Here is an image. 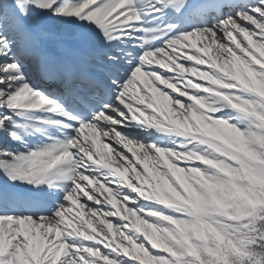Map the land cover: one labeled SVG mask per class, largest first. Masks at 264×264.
Returning a JSON list of instances; mask_svg holds the SVG:
<instances>
[{
	"label": "snow or ice",
	"instance_id": "6c2138e0",
	"mask_svg": "<svg viewBox=\"0 0 264 264\" xmlns=\"http://www.w3.org/2000/svg\"><path fill=\"white\" fill-rule=\"evenodd\" d=\"M0 264H264V0H0Z\"/></svg>",
	"mask_w": 264,
	"mask_h": 264
}]
</instances>
